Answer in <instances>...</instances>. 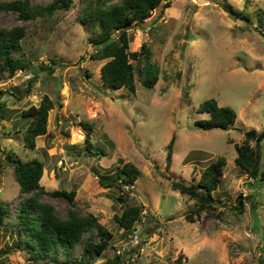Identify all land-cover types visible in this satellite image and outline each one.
<instances>
[{
  "label": "rangeland",
  "instance_id": "1",
  "mask_svg": "<svg viewBox=\"0 0 264 264\" xmlns=\"http://www.w3.org/2000/svg\"><path fill=\"white\" fill-rule=\"evenodd\" d=\"M229 5L244 15L231 13ZM80 7L81 1L73 0L70 8L33 21L0 8V24H25L21 52L36 67L34 73L0 70V104L5 107L0 118V201L8 207L4 224L0 222V264L32 263L26 250L13 246L15 232L10 227L21 194L7 154L41 159L45 169L40 183L47 189L75 188L76 205L97 214L112 232L109 246L93 258L94 264H264V178H251L234 161V143L245 130L264 129V0H171L168 6L152 9L145 20L133 21L129 49L149 43L160 68L155 85L146 87L135 67L133 92L103 83L100 66L105 59L90 55L96 48L91 37L98 28L77 20ZM32 75L34 81L25 91ZM44 94L62 106L50 108L47 131L38 134L30 148L20 128L23 118L8 108L19 111L38 104ZM210 97L235 110L232 125H195L196 118L209 116L197 106ZM79 119L93 125L91 139L104 155L84 148L80 137L86 130ZM171 135V163L166 168ZM220 155L226 164L213 191L216 206L192 214L194 199L173 189L171 180L196 181ZM120 160L141 170L133 187L125 186L128 202L143 208L141 221L129 231L113 218L122 207L113 204L120 189L99 182L113 175ZM260 165L264 168V139ZM239 194L244 197L242 212L234 208ZM43 198L65 212L64 196ZM90 235L96 237L86 233L68 256L60 250L41 262L72 264Z\"/></svg>",
  "mask_w": 264,
  "mask_h": 264
},
{
  "label": "trees",
  "instance_id": "2",
  "mask_svg": "<svg viewBox=\"0 0 264 264\" xmlns=\"http://www.w3.org/2000/svg\"><path fill=\"white\" fill-rule=\"evenodd\" d=\"M81 7L77 20L97 26L98 32L91 37L96 48L90 54L92 58L105 59L100 66V76L103 83L111 89L125 86L135 91V67L139 69V80L146 87H153L159 78L160 68L152 59V49L149 43L143 41L139 48L130 50L131 35L129 26L133 21H142L150 15L152 9L162 4L168 6L171 0H80ZM73 0H46L33 2L32 0H0V8L13 11L19 19L33 21L37 18L51 16L57 10H66L71 7ZM227 9L234 14L244 15L241 10L232 6ZM26 33L25 24L6 26L0 24V70L14 74L16 70H30L33 73L36 67L21 52L22 38ZM134 59V62L130 60ZM53 66H49V71ZM34 81L33 75L28 77L25 91H28ZM55 104L62 106V102L53 100L44 94L38 104H31L25 109L16 111L8 108L10 113H18L23 118L20 128L24 129V142L27 147L35 146V137L47 131V120L50 108ZM5 107L0 104V118H4ZM200 112L207 111L208 117L196 118L195 125L202 128H225L234 123L235 110L228 105H222L214 97L202 100L197 106ZM86 133L84 148L95 154H105V151L96 146L91 139L93 125L79 119ZM13 125L16 121L12 119ZM64 125H68L64 119ZM69 134V129L66 131ZM264 139V129L249 128L245 130L240 142H235V163L251 178H264V168L260 165V147ZM174 136L171 135L166 143L165 165L169 167L172 156ZM253 142V143H252ZM75 143H68V146ZM6 160L12 166L13 175L18 183L20 200L11 222V232H15L13 246L26 250L31 264L42 263V259H49L58 251L65 256L77 247L86 233L90 235L82 243L80 257L72 264H94L93 258L101 254L110 243L112 232L100 222L97 214L89 210H82L75 202V188L63 187L47 189L40 183L44 163L33 157L22 159L19 156L7 154ZM226 157L218 156L209 162L201 171L196 181L172 179L171 186L182 194L194 199L191 207L192 214L199 215L203 210L215 208L213 191L217 188L223 174ZM113 175L103 176L99 182L103 187L116 186L120 192L115 202L122 205L120 212L113 214L114 220L125 231L133 230L142 218V204L129 203L125 186H132L141 170L131 161H117L112 171ZM133 187V186H132ZM129 190V189H128ZM43 194L50 196H64L68 202L65 212H62L54 202L44 199ZM243 196L239 194L235 199L234 208L239 212L244 209ZM218 201V200H217ZM116 205V204H115ZM7 204L0 201V222L7 216ZM190 220L192 215L187 214ZM4 224V223H3ZM6 226V225H5ZM120 256L118 253L113 261ZM178 264L180 260L176 261ZM96 264V263H95Z\"/></svg>",
  "mask_w": 264,
  "mask_h": 264
},
{
  "label": "built area",
  "instance_id": "3",
  "mask_svg": "<svg viewBox=\"0 0 264 264\" xmlns=\"http://www.w3.org/2000/svg\"><path fill=\"white\" fill-rule=\"evenodd\" d=\"M57 124H58V126H61L62 125V118L60 117V118H58L57 120ZM83 130V129H82ZM84 135H85V132L83 131V135L80 137V138H82V137H84ZM60 161H61V163H62V160L60 159ZM119 252V251H118Z\"/></svg>",
  "mask_w": 264,
  "mask_h": 264
},
{
  "label": "crops",
  "instance_id": "4",
  "mask_svg": "<svg viewBox=\"0 0 264 264\" xmlns=\"http://www.w3.org/2000/svg\"><path fill=\"white\" fill-rule=\"evenodd\" d=\"M44 169H45V168H44ZM42 176H43V174H42ZM42 176H41V177H42Z\"/></svg>",
  "mask_w": 264,
  "mask_h": 264
}]
</instances>
